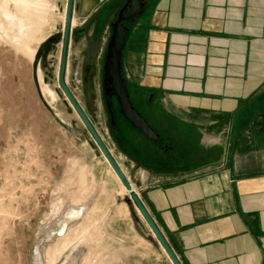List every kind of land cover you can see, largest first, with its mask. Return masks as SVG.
I'll return each instance as SVG.
<instances>
[{
  "label": "crops",
  "instance_id": "obj_1",
  "mask_svg": "<svg viewBox=\"0 0 264 264\" xmlns=\"http://www.w3.org/2000/svg\"><path fill=\"white\" fill-rule=\"evenodd\" d=\"M126 1L74 0L73 29L101 45ZM129 29L124 76L152 95L180 155L162 173L138 167L143 205L181 264H264V127H252L264 114V0H144Z\"/></svg>",
  "mask_w": 264,
  "mask_h": 264
},
{
  "label": "rangeland",
  "instance_id": "obj_2",
  "mask_svg": "<svg viewBox=\"0 0 264 264\" xmlns=\"http://www.w3.org/2000/svg\"><path fill=\"white\" fill-rule=\"evenodd\" d=\"M64 3L0 0V264H37V253L41 264H66L69 256L75 264H114V237L122 242L117 251L127 258L123 264H169L59 86L61 42L38 55L48 38L62 34ZM139 20L123 23L130 28ZM81 28L86 26L72 27L66 86L138 193V167H144L120 144L144 153L152 144L131 131L119 145L114 140L103 88L104 52L112 28L102 32L100 47ZM150 96L137 98L135 104L151 103ZM133 156L148 162L147 155ZM78 206L86 207L85 215L57 234L67 212Z\"/></svg>",
  "mask_w": 264,
  "mask_h": 264
},
{
  "label": "water",
  "instance_id": "obj_3",
  "mask_svg": "<svg viewBox=\"0 0 264 264\" xmlns=\"http://www.w3.org/2000/svg\"><path fill=\"white\" fill-rule=\"evenodd\" d=\"M73 9L74 0H67L62 34H57L56 36L48 38V40L45 41L39 48L38 55H46L54 45H57L61 42V60L58 76L60 88L82 120L86 129L93 138V141L102 153L103 157L108 162L123 187L129 193L131 201L137 207L139 213L144 218L146 224L158 241V244L161 246L167 257L169 258L170 262L172 264H181L169 242L162 235L154 220L146 210L138 193L133 189L132 184L126 178L123 170L115 161L114 157L92 126L91 122L88 120L85 113L80 108L79 104L77 103L68 87L66 86L65 72L70 39L72 35ZM143 10L144 0H127L126 3L117 12L116 21L111 24L112 36L106 48L103 88L106 92V108L110 114L112 125H115V116L110 92L114 93V95L117 97V101L120 106V113L124 116L126 121H128L133 128L139 130L149 140L153 142H159L160 135H158L148 124V122L136 111V109L132 107L126 87V82L123 76V51L127 43L128 35L130 33V29L126 27L123 22H134L141 15ZM150 99L152 100V96H150ZM252 127L254 132H259L263 129L264 114H260L257 117ZM127 202L129 203L130 200Z\"/></svg>",
  "mask_w": 264,
  "mask_h": 264
},
{
  "label": "flooded vegetation",
  "instance_id": "obj_4",
  "mask_svg": "<svg viewBox=\"0 0 264 264\" xmlns=\"http://www.w3.org/2000/svg\"><path fill=\"white\" fill-rule=\"evenodd\" d=\"M82 31H83V29H82ZM80 33H83V32L80 31ZM104 53H106V52H104ZM123 76H124V72H123ZM124 79L126 82V87L128 90V94L130 97V102H131L132 107H134L136 109V111L148 122V124L153 129H154V127L147 120V118L145 117L146 115L142 110L147 112L152 118H156L158 120V124L156 126L162 133H159L154 129V131L158 135H160V141L159 142H153V141L149 140L148 138H146L139 130L133 128L131 126V124L128 121H126L124 116L120 113V106L118 104L117 97L114 95V93L110 92V95L112 97V102H113L114 116H115V125H113V126H115V129H113L114 130L113 133L116 134L117 137L122 138L123 136H125V134L127 132L129 133V131H131L132 136L143 138V139L147 140L149 143H151L152 146L149 149V151H147L146 153L140 152L137 147H134L135 152H136V154H138L141 157L147 155L148 157L146 156L147 157L146 161L152 162L151 165L156 164L155 167H156L157 171H159V172H165L167 170L166 168L170 165H172V166L174 164L179 165L180 155H179V152L177 149V145H176L177 143L171 142L170 138L167 135L169 129L167 127V120L165 119L166 116L162 113V111L160 110L159 107L154 105L153 101H151V103H149V104L146 103V105L148 107L145 104H142L141 107L139 105V107H138L135 104V101H137V98L142 97L141 91L139 89L133 87L127 81L125 76H124ZM130 87L133 90H131ZM105 96H106V92L104 91V97ZM144 97L148 98L149 96L146 95ZM109 116H110V114H109ZM110 121H111V119H110ZM157 160H159L161 163H159Z\"/></svg>",
  "mask_w": 264,
  "mask_h": 264
},
{
  "label": "bare ground",
  "instance_id": "obj_5",
  "mask_svg": "<svg viewBox=\"0 0 264 264\" xmlns=\"http://www.w3.org/2000/svg\"><path fill=\"white\" fill-rule=\"evenodd\" d=\"M112 169V168H111ZM116 175V174H115ZM118 178V177H117ZM119 180V179H118ZM126 190V189H125ZM127 192V191H126ZM128 193V192H127ZM129 195V193H128ZM71 210H69V212H67L66 214V218H64L60 225H59V229L57 231V234H61L62 231H66L65 228H67V224L72 221L73 219H78V217L82 214V212L84 211V208L82 210L79 211L78 208H70ZM84 214V213H83ZM81 217V216H80ZM79 217V218H80ZM74 221V220H73ZM37 264H41V257L40 255L37 253ZM75 258L73 259V257L69 256L66 259V264H75L76 262L74 261Z\"/></svg>",
  "mask_w": 264,
  "mask_h": 264
},
{
  "label": "trees",
  "instance_id": "obj_6",
  "mask_svg": "<svg viewBox=\"0 0 264 264\" xmlns=\"http://www.w3.org/2000/svg\"><path fill=\"white\" fill-rule=\"evenodd\" d=\"M113 126V125H112ZM114 127V126H113ZM115 135V134H114ZM116 137L114 138V140L118 143V145H119V140H121L119 137L117 138V135H115ZM120 147L122 148V150L123 151H125L126 153H128L129 155H130V157H132L133 159H134V161L137 163V164H141V166L142 167H144V168H148V166H147V164H143V161H141V159L140 158H137V157H135V156H133V155H135L136 154V152H135V148L133 147V145H132V147H133V149H132V147L131 148H129V147H126V146H123L122 144H120ZM134 150V151H133Z\"/></svg>",
  "mask_w": 264,
  "mask_h": 264
}]
</instances>
